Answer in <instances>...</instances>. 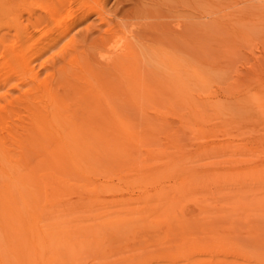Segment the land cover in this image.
Returning <instances> with one entry per match:
<instances>
[{
    "label": "rangeland",
    "instance_id": "obj_1",
    "mask_svg": "<svg viewBox=\"0 0 264 264\" xmlns=\"http://www.w3.org/2000/svg\"><path fill=\"white\" fill-rule=\"evenodd\" d=\"M1 5L8 13L6 23H0V51L12 44L15 50L29 48L20 75L7 82L0 69V105L13 108L22 120L6 112L8 126L26 132L22 92L31 89L40 94L41 87L49 90L54 85L57 92L69 90L62 92L72 97L69 113L96 111L114 125L126 123L124 128L116 127L125 147L110 153L105 171L92 175L98 185H108L105 192H98L100 201L92 209L113 202L117 206L107 209L110 215L119 207L141 210L143 192L161 185L171 188L197 171L207 181L194 186L197 195L194 192V200L183 205L185 211L194 214L211 209L213 215L208 210L210 218L206 219H213L233 210L225 197L217 198L218 193L250 186L253 183L245 173L264 166V0H4ZM52 6L57 9L54 16L48 10ZM126 45L134 46L138 64L115 69L110 60ZM69 52L80 62L73 58L69 59L73 63L68 62ZM4 55H0V67ZM180 57L182 64L173 65ZM138 71L146 77L142 83ZM30 73L36 77L28 78ZM20 79L24 82L17 84L24 85L16 86ZM142 89L147 90L145 94ZM4 137L7 163L17 172L43 157L39 148ZM152 171L166 173L156 182L131 184L135 177ZM212 177L231 181L219 183ZM254 184L264 197V179ZM71 187L60 189L59 199L75 201L76 187ZM35 208L45 209L44 205ZM95 214L96 210L88 213L86 224L95 221ZM240 215L248 227H261L264 252V207L253 206L246 216ZM36 228L42 235L49 232L44 219ZM246 238L240 239L247 242ZM5 244L0 225V258L11 264ZM84 255L80 264L93 260L102 264L94 259L98 255ZM103 256L106 264H126V258ZM245 260L264 264L252 257Z\"/></svg>",
    "mask_w": 264,
    "mask_h": 264
},
{
    "label": "bare ground",
    "instance_id": "obj_2",
    "mask_svg": "<svg viewBox=\"0 0 264 264\" xmlns=\"http://www.w3.org/2000/svg\"><path fill=\"white\" fill-rule=\"evenodd\" d=\"M58 2L64 3L65 0ZM48 10L51 16L57 12L53 6ZM7 13L6 6L1 5L0 23H6ZM12 47L0 51V55L5 54L0 69L5 71L7 82L24 71L29 50L28 47L15 50V44ZM134 49V46L126 45L122 53L111 58L110 63L115 69L136 67L138 59ZM69 53L65 56L67 60L73 58V62H80L76 54ZM72 60L68 62L73 63ZM181 61V57L175 58L172 64L179 66ZM139 72L137 78L142 83L146 77ZM34 77L35 73L28 76L30 79ZM21 82L24 81L20 79L15 85ZM54 86L49 90L41 87L40 94L30 92L31 89L22 92L28 118L24 133L8 126L6 112L15 116L18 122L22 121L13 108L6 109L0 105V225L11 264H80L85 253L98 255L94 259L102 264L107 262L103 253L114 257V260L126 258V264H247L245 258L248 257L262 263L264 252L259 241L262 229L258 225L249 224L248 227L240 213L246 216L250 207H264V197L254 184L264 179L263 165L245 173V178L253 183L250 186L246 184L218 193L217 198L225 197L233 210L218 213L217 218L209 219L206 214L209 209L202 208L196 211L198 214H193L183 208L185 203L194 200V192L197 195V188L193 192L196 185L204 179L207 181L197 171L189 173L185 181L177 182L171 188L160 184L153 192H143L140 196L145 204L141 210L119 207L110 215L107 209L117 206L113 202H102L97 209H92L91 206L100 201L98 192H105L108 187L106 184L98 185L92 175L105 171L110 153L117 154L125 147L116 127L124 128L126 123L119 121L114 125V121L103 119V115L96 111L69 113L72 97L62 93H69V90L63 89L66 88L64 84L61 86L64 91L60 93ZM146 91L142 89L141 93ZM4 132L9 140L16 138L19 144L27 142L30 147L39 148L43 157L36 159L34 164L24 162L26 167L17 172L7 163ZM165 173L152 171L148 176L135 177L131 184L143 186L156 182ZM212 178L219 183L231 181V178ZM66 186L76 187V193L72 194L75 201L71 202L73 198L59 199L58 191ZM83 191H86L85 196L81 194ZM41 205H44L43 211L35 208ZM176 206L182 208L176 212ZM94 210L95 221L86 224L88 213ZM42 219L49 225L47 235L37 232V222ZM202 235L204 240L200 238ZM242 236L252 242L249 243L247 238V242L240 239ZM148 246L153 248L147 249ZM123 253L127 254L122 257ZM229 255L234 258H229ZM0 264H5V259L0 258Z\"/></svg>",
    "mask_w": 264,
    "mask_h": 264
}]
</instances>
